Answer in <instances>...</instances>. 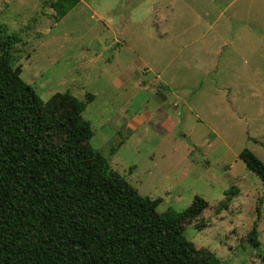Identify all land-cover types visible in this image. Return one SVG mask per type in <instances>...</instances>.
<instances>
[{
  "label": "rangeland",
  "instance_id": "rangeland-1",
  "mask_svg": "<svg viewBox=\"0 0 264 264\" xmlns=\"http://www.w3.org/2000/svg\"><path fill=\"white\" fill-rule=\"evenodd\" d=\"M70 2L0 0L22 80L41 100L64 90L85 100L89 144L159 198L157 212L203 198L183 235L215 264H264V184L237 156L247 148L264 163V0H76L60 15ZM157 83L167 118L125 126L121 116L157 102Z\"/></svg>",
  "mask_w": 264,
  "mask_h": 264
},
{
  "label": "trees",
  "instance_id": "trees-1",
  "mask_svg": "<svg viewBox=\"0 0 264 264\" xmlns=\"http://www.w3.org/2000/svg\"><path fill=\"white\" fill-rule=\"evenodd\" d=\"M16 40L0 29V264H215L183 235L207 202L194 195L157 212L159 198L89 144L85 100L67 90L41 100L22 80L10 62ZM237 156L264 184V163L247 148ZM247 240L258 245L255 223Z\"/></svg>",
  "mask_w": 264,
  "mask_h": 264
},
{
  "label": "crops",
  "instance_id": "crops-1",
  "mask_svg": "<svg viewBox=\"0 0 264 264\" xmlns=\"http://www.w3.org/2000/svg\"><path fill=\"white\" fill-rule=\"evenodd\" d=\"M80 1V0H79ZM74 5H75V3H74ZM73 5V6H74ZM72 6V7H73ZM71 7V8H72ZM71 8H69V9H71ZM68 9V10H69ZM110 27V29H112V26L110 25L109 26ZM113 30V29H112ZM182 31H184V29L182 30ZM121 32V31H120ZM216 51H217V48L216 47H214V49H211L210 50V53L211 52H213V53H216ZM209 52V48L206 46L205 48H204V53H208ZM147 64V68H145V72L146 71H150V70H152L154 73H155V77L157 78L158 76H159V74L157 73V68H154V66L153 65H150L148 62H146ZM145 64V63H144ZM125 76H128L129 77V75L128 74H124ZM165 88H166V86H160L158 83H157V102L155 103H153V104H150L151 106L149 107V108H146V114H145V117H143V118H139V117H137V116H133V117H127V118H124L123 116H121V119H122V123H124V125L125 126H127V124L128 123H132V120L134 119L135 121H138L139 119H141V122H144V121H146L145 119L150 115V114H154V111H156L157 110V112H163V114H161L162 115V117L164 118L165 117V119L167 118V113H166V110H165V103H166V96H165V93L163 92V91H165ZM156 105V106H155ZM122 112H124V109L123 110H121ZM123 114V113H122ZM120 120V119H119ZM128 122V123H127ZM136 125V124H135ZM132 127V126H131ZM135 127V126H134ZM133 127V128H134ZM158 127V126H157ZM126 128H130V127H126ZM133 128L132 129H130V130H133Z\"/></svg>",
  "mask_w": 264,
  "mask_h": 264
}]
</instances>
